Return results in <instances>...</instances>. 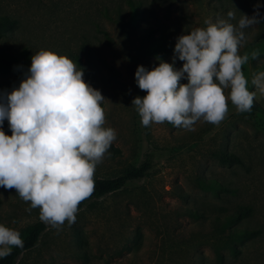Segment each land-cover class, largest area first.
I'll list each match as a JSON object with an SVG mask.
<instances>
[{
  "label": "rangeland",
  "instance_id": "rangeland-1",
  "mask_svg": "<svg viewBox=\"0 0 264 264\" xmlns=\"http://www.w3.org/2000/svg\"><path fill=\"white\" fill-rule=\"evenodd\" d=\"M258 2L264 16V0H0V92L20 82L2 56H21L27 71L41 49L81 61L88 52L93 62L77 66L105 98V127L117 131L93 179L151 162L144 177L87 202L72 227L65 223L57 234L48 225L15 264H264V98L258 95L257 109L249 113H237L229 101L219 125L199 121L193 131L167 122L145 128L132 106L147 94L135 83L139 65L151 70L160 60L172 63L176 37L206 27V18H227L229 11L235 24ZM244 31L248 42L240 54L249 53V61L242 71L254 90L251 74L264 71V21ZM253 50H259L258 60L251 59ZM182 64L177 59L174 66ZM2 130L11 135L7 120ZM241 206L251 207V215L230 226L258 234L233 241L235 251L222 250L220 262L206 241L215 230L210 219ZM29 207L15 189L0 187V224L21 238L41 221L39 209ZM185 208L206 217H188Z\"/></svg>",
  "mask_w": 264,
  "mask_h": 264
},
{
  "label": "clouds",
  "instance_id": "clouds-1",
  "mask_svg": "<svg viewBox=\"0 0 264 264\" xmlns=\"http://www.w3.org/2000/svg\"><path fill=\"white\" fill-rule=\"evenodd\" d=\"M261 6L255 4L251 16L241 13L235 24L233 11L206 18V27L176 37L172 63L137 67L135 83L147 94L136 96L132 106L143 127L167 122L193 131L199 121L219 125L229 101L237 113L251 112L257 96L264 98V71L251 74L249 90L242 71L249 53L240 49L248 42L244 30L264 21ZM250 56L258 60L259 50ZM177 59L183 62L178 69ZM83 77L70 58L41 49L19 87L0 92V187L15 189L30 205L26 211L39 209L41 222L57 234L65 223H76L78 206L94 190L96 168L117 139V131L105 127L104 96ZM5 120L10 136L2 130ZM23 247L20 232L0 224V259Z\"/></svg>",
  "mask_w": 264,
  "mask_h": 264
},
{
  "label": "trees",
  "instance_id": "trees-1",
  "mask_svg": "<svg viewBox=\"0 0 264 264\" xmlns=\"http://www.w3.org/2000/svg\"><path fill=\"white\" fill-rule=\"evenodd\" d=\"M151 35V29H148L143 34V41H146ZM72 60L77 65H82L83 62L87 64H91L93 62L92 57L88 52L85 53V58L83 61L78 57V55H73ZM2 64L4 68L8 71H12L19 80L24 77L26 72L25 67L22 63V57L18 55H7L1 57ZM253 109H257V106L254 104ZM150 159L148 158L146 161L140 163L138 166L131 168L130 170L124 172L122 175H119L114 178H99L94 180V190L91 196L80 203L79 210L91 200H98L110 193L116 192L120 190L127 181L137 180L144 177L150 168ZM184 215L188 217H192L197 219L199 217L205 218V214L201 215L198 210H193L189 208H185L182 212ZM251 215V207L249 206H241L236 212L233 214L225 216L223 219H220L219 216H212L210 219L212 223V227L215 226V230L213 231V235L208 236L206 241H208V245L212 248L213 253L217 257V259L222 262L224 260V256L222 254V250H228L231 252L235 251V248L232 246V242L235 240H239L242 238H248L255 234H258V231H251L247 229H239L232 228L230 225L240 221L244 217H248ZM208 218V216H207ZM202 224V222H199ZM48 225L45 223L38 221L33 225L28 226L24 229L22 233V239L24 241L23 248H13L11 255L6 258L0 259V264H15L19 255L30 250L35 247L40 235L47 228ZM226 230H229L230 233L224 236ZM187 238V237H186ZM185 238V239H186ZM218 240V241H217ZM207 243V242H206Z\"/></svg>",
  "mask_w": 264,
  "mask_h": 264
}]
</instances>
